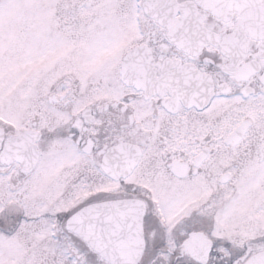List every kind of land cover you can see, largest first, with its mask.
I'll list each match as a JSON object with an SVG mask.
<instances>
[{"label":"snow or ice","instance_id":"6c2138e0","mask_svg":"<svg viewBox=\"0 0 264 264\" xmlns=\"http://www.w3.org/2000/svg\"><path fill=\"white\" fill-rule=\"evenodd\" d=\"M0 264H264V0H0Z\"/></svg>","mask_w":264,"mask_h":264}]
</instances>
